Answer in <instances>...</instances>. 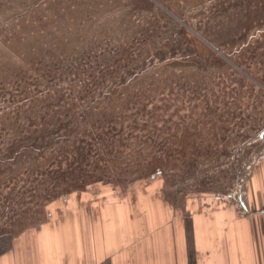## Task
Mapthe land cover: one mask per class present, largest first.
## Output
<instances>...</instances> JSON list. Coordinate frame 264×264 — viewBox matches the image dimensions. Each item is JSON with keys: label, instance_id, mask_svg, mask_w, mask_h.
<instances>
[{"label": "rangeland", "instance_id": "obj_1", "mask_svg": "<svg viewBox=\"0 0 264 264\" xmlns=\"http://www.w3.org/2000/svg\"><path fill=\"white\" fill-rule=\"evenodd\" d=\"M263 132L264 0H0V257L82 207L235 198Z\"/></svg>", "mask_w": 264, "mask_h": 264}, {"label": "crops", "instance_id": "obj_2", "mask_svg": "<svg viewBox=\"0 0 264 264\" xmlns=\"http://www.w3.org/2000/svg\"><path fill=\"white\" fill-rule=\"evenodd\" d=\"M244 191L245 214L235 203L211 200L175 219L150 199L155 193L147 205L67 211L18 240L0 264H264V154Z\"/></svg>", "mask_w": 264, "mask_h": 264}, {"label": "trees", "instance_id": "obj_3", "mask_svg": "<svg viewBox=\"0 0 264 264\" xmlns=\"http://www.w3.org/2000/svg\"><path fill=\"white\" fill-rule=\"evenodd\" d=\"M90 84L91 85H86V89L83 92V93H85L84 94L85 96H89L88 95L89 93H92V91L94 93L95 90L97 89L95 84H93V85H92V83H90ZM114 87L117 88L118 87V83H116L115 86L111 87L110 89L113 90ZM84 95H81L80 98L79 97H75V99H73V100H75L74 105L78 104V106H80V107H77V105L75 106L77 108V110H78V113L81 115L80 119H78L79 121H82L83 117H87V119H88L91 116L96 115L97 113H101V111H103V109H105L106 106H105L104 103L102 104V106L99 105L100 104V99L101 98H106V97L112 95V92L111 93L102 92V93H99L98 96H95V94H94L93 97H91V99H88V100L85 98ZM59 98L60 99L58 101H56V106L58 105V108H57L58 110H63L65 108V103H64V98L65 97L59 96ZM108 102L112 103L111 100H109ZM72 111H76V110L73 109ZM58 121L61 122V125L58 126L60 128V130H61V133L65 134L66 129H65L64 125H63V124H65V122H63V121H65V119L62 120V118H61V119H58ZM66 124H67V122H66ZM81 144H85V142H81ZM35 145H36V143L31 144V146H35ZM12 154H15V153H12Z\"/></svg>", "mask_w": 264, "mask_h": 264}, {"label": "built area", "instance_id": "obj_4", "mask_svg": "<svg viewBox=\"0 0 264 264\" xmlns=\"http://www.w3.org/2000/svg\"><path fill=\"white\" fill-rule=\"evenodd\" d=\"M250 169L251 167L249 168V170ZM244 189H245V185H244V188L242 187L240 188V191L237 193V196L235 195V198H233L234 195L233 196L229 195V196H224V197L218 195L215 201L219 200V202H222V203H229V202L235 203L236 206L239 207V211L242 214H245L246 212H245V203H244L245 202L244 201L245 200L244 199L245 198Z\"/></svg>", "mask_w": 264, "mask_h": 264}, {"label": "flooded vegetation", "instance_id": "obj_5", "mask_svg": "<svg viewBox=\"0 0 264 264\" xmlns=\"http://www.w3.org/2000/svg\"><path fill=\"white\" fill-rule=\"evenodd\" d=\"M264 136L262 135L261 138H263Z\"/></svg>", "mask_w": 264, "mask_h": 264}]
</instances>
